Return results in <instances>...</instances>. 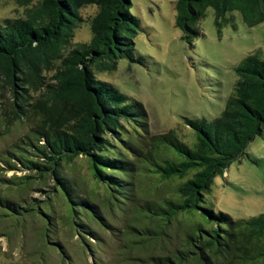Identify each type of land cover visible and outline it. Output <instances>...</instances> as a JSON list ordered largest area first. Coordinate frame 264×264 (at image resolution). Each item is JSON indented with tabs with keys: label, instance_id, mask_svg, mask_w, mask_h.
<instances>
[{
	"label": "trees",
	"instance_id": "obj_1",
	"mask_svg": "<svg viewBox=\"0 0 264 264\" xmlns=\"http://www.w3.org/2000/svg\"><path fill=\"white\" fill-rule=\"evenodd\" d=\"M20 2L30 7L27 19L0 21V85L11 91L15 118L34 127L6 153V167L0 169L28 171L5 180L23 191L31 190L37 178L50 190L36 189L43 201L0 197L3 216L51 220L55 211L48 200L60 197L72 218L87 220L73 221L77 231L94 239L89 223L110 228L104 209L124 205L141 216V229L132 228L149 245L169 242L172 234L181 239L175 250L163 247L161 254L151 255L152 264H264V214L236 220L217 212L212 200L215 178L264 135L262 51L235 68V91L220 116L184 120L197 139L192 149L174 131L153 134L145 106L95 73V68L116 70L120 60L142 64L135 42L142 22L132 14V0ZM90 6L98 9L90 22L91 41L74 47L84 22L81 11ZM208 9L214 10L219 29L231 12H240L250 27L264 23V0H179L176 25L188 44L201 36L199 23ZM55 66L54 82L48 83L46 73ZM80 157L108 193L103 205L85 196L66 173ZM55 246L64 253L60 243Z\"/></svg>",
	"mask_w": 264,
	"mask_h": 264
},
{
	"label": "rangeland",
	"instance_id": "obj_2",
	"mask_svg": "<svg viewBox=\"0 0 264 264\" xmlns=\"http://www.w3.org/2000/svg\"><path fill=\"white\" fill-rule=\"evenodd\" d=\"M178 1L132 0V14L142 22V30L135 40L136 55L142 59V64L120 60L116 70L95 68V73L100 80L112 83L145 106L153 134L174 131L193 149L197 139L184 120H213L222 114L228 98L235 91L238 80L235 68L251 54L258 51L264 54V23L250 27L240 12H231L227 13L219 29L214 23V10L208 9L206 18L199 23L201 36L188 44L176 25ZM29 8L20 0H0V21L27 19ZM97 10L95 6L82 9L84 22L76 31L74 47L91 41L90 22ZM57 70L58 66H55L47 71L48 83L54 82ZM14 108L11 91L2 83V168L6 167L2 162L8 159L6 153L13 151L20 139L32 135L34 127L33 122L16 119ZM66 173L78 183L85 196H91L103 205L108 193L94 179L85 158L68 164ZM15 174L20 177L29 172L0 169V197L17 202L24 198L45 199L36 189L49 191L46 182L37 178L31 190L23 191L15 184L5 182ZM144 181L149 183L148 179ZM155 181H150V185ZM212 200L217 212H225L236 220L264 214V135L256 137L245 154L234 160L224 175L215 178ZM48 204L55 211L51 220L41 216L10 219L0 211V264H152L151 255L161 254L163 247L173 251L181 244V239L172 234L169 242L165 238V245L163 242L149 245L147 237L132 228L141 229L142 225V218L133 207L116 205L104 209L110 228L89 223L98 237L92 239L77 231L73 224L74 220L80 222L78 218L87 220L82 216L72 218L69 205L60 197H53ZM87 239L92 253L85 244ZM55 243L63 246L64 253Z\"/></svg>",
	"mask_w": 264,
	"mask_h": 264
}]
</instances>
